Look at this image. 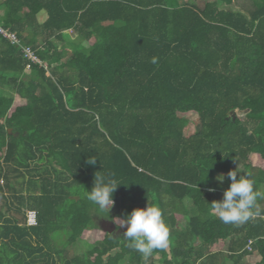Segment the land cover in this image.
<instances>
[{"label": "trees", "instance_id": "trees-1", "mask_svg": "<svg viewBox=\"0 0 264 264\" xmlns=\"http://www.w3.org/2000/svg\"><path fill=\"white\" fill-rule=\"evenodd\" d=\"M192 1L0 0L20 43L0 34V264H143L111 217L148 203L170 231L160 264H264V219L224 224L210 205L234 165L264 193V0ZM95 175L124 184L108 216L86 199Z\"/></svg>", "mask_w": 264, "mask_h": 264}, {"label": "clouds", "instance_id": "clouds-1", "mask_svg": "<svg viewBox=\"0 0 264 264\" xmlns=\"http://www.w3.org/2000/svg\"><path fill=\"white\" fill-rule=\"evenodd\" d=\"M95 164L96 159L88 161ZM237 169L230 170L227 177L231 183L223 192V199L211 202V210L224 224L241 226L262 215L264 211L258 206V200H264V193L255 188L254 181L244 173L237 178ZM225 176L220 174L216 180L221 184ZM120 183L114 175H95L94 186L86 191V199L95 206L96 213L104 216L114 206V193ZM214 192L215 188L208 189ZM117 228H125L123 237L129 247L139 252L147 261L155 250L167 249L170 244V231L163 218L162 210L148 203L146 208H135L122 218L111 217Z\"/></svg>", "mask_w": 264, "mask_h": 264}, {"label": "rangeland", "instance_id": "rangeland-1", "mask_svg": "<svg viewBox=\"0 0 264 264\" xmlns=\"http://www.w3.org/2000/svg\"><path fill=\"white\" fill-rule=\"evenodd\" d=\"M192 1V0H191ZM204 0H196V1H192L195 5H197V6H202V2H203ZM241 4H243V6H241ZM248 4L247 3H242V2H236V4H234L233 6H232V8L233 9H239V8H242V7H245V8H247L248 9ZM230 9H231V7H229ZM44 12V11H43ZM45 13V12H44ZM71 32V31H70ZM52 42H53V45L54 46H57V45H59V43H60V41H58V40H55V39H53L52 40ZM82 45V47L83 48H87V46H86V43H84V42H79L78 43V45ZM79 45V46H80ZM75 47H77V45H75ZM77 49H78V47H77ZM43 65H44V67H45V65H46V63H43ZM26 71L28 72V69H26ZM4 90H3V92L4 93H8V94H12V92L7 88V87H4L3 88ZM19 103V101L18 100H16L15 101V103H13L14 105H17ZM195 125V123L194 122H189L188 123V125H186V127H185V129H184V134L187 136V135H189V134H191L193 131H194V126ZM235 169H237L238 171H240V172H238V174H237V176H240V175H243V168H242V166H240V165H234L233 166V168H232V170H235ZM220 175V174H219ZM224 175V174H223ZM218 176V174H216V176H215V178ZM225 176V175H224ZM223 182H224V180H223ZM222 182V183H223ZM263 190V192H264V188L262 189ZM12 201H14V199H12ZM15 202V201H14ZM263 202H264V200H263ZM185 204L187 205V208L190 210V208H191V206H190V204H189V201L188 200H186V202H185ZM26 209H28V208H26V207H22V211H25ZM193 209V208H192ZM0 211H3L5 214H7V212H6V207H5V204H4V199L2 198V197H0ZM193 212V211H192ZM20 216H21V214L19 213L18 215H17V217H19L20 218ZM97 223H100L101 222V219H98L97 218ZM184 222H185V220H184V218L182 217V216H177V223H179L181 226L184 224ZM179 224H178V226H179ZM101 228V227H100ZM124 229L125 228H119L117 231L119 232V231H124ZM114 231H115V229H114ZM55 234H57L56 236H55V238H57V240L59 241V240H62V242H63V239H64V235H63V232H58V233H55ZM54 234V235H55ZM101 234V233H100ZM99 235V234H98ZM95 237H98V236H95ZM87 238V237H86ZM86 238H82V239H78L75 243H74V245L73 246H68V248H67V255H69V256H71L72 254H75V253H77V254H80L81 252H83L84 250H85V248H86V244L87 243H90L91 241H92V239L91 238H89V240H87ZM89 241V242H88ZM58 245H59V243H58ZM60 246V245H59ZM1 253V252H0ZM150 260L151 261H153V263L154 264H160L159 262H158V256L157 255H152L151 257H150V259L149 260H147L146 262H144L143 264H148L149 262H150ZM244 261H252L251 260V258L250 257H245L244 259H243ZM226 263H229L228 261H226ZM121 264H127V262L126 261H122V263Z\"/></svg>", "mask_w": 264, "mask_h": 264}, {"label": "built area", "instance_id": "built-area-1", "mask_svg": "<svg viewBox=\"0 0 264 264\" xmlns=\"http://www.w3.org/2000/svg\"><path fill=\"white\" fill-rule=\"evenodd\" d=\"M0 34L7 39L10 44L18 46L19 43V39L17 38L16 34L14 32H9L4 30L3 28L0 27ZM22 54L24 56V58L28 59L31 62H38L36 59V56L33 52V50H31L30 47L28 46H24L22 47ZM40 63V62H38ZM28 67V65H27ZM264 219V215L261 216ZM37 223V214L35 210L32 209H28L25 211V224L27 226H35Z\"/></svg>", "mask_w": 264, "mask_h": 264}, {"label": "water", "instance_id": "water-1", "mask_svg": "<svg viewBox=\"0 0 264 264\" xmlns=\"http://www.w3.org/2000/svg\"><path fill=\"white\" fill-rule=\"evenodd\" d=\"M232 119H234V114H232ZM8 132H10V129H8ZM100 227L104 232L108 233L113 232L115 229L114 223L106 220L101 221Z\"/></svg>", "mask_w": 264, "mask_h": 264}, {"label": "crops", "instance_id": "crops-1", "mask_svg": "<svg viewBox=\"0 0 264 264\" xmlns=\"http://www.w3.org/2000/svg\"><path fill=\"white\" fill-rule=\"evenodd\" d=\"M45 17H46V14H45L44 12H39V13L37 14V21H38V23L40 24V23L45 19ZM70 31H71V30H68V33H69ZM57 46H59V45H57ZM14 99H15V101L18 100L17 97H15ZM18 101H19V100H18Z\"/></svg>", "mask_w": 264, "mask_h": 264}, {"label": "flooded vegetation", "instance_id": "flooded-vegetation-1", "mask_svg": "<svg viewBox=\"0 0 264 264\" xmlns=\"http://www.w3.org/2000/svg\"><path fill=\"white\" fill-rule=\"evenodd\" d=\"M100 224H101V222H100Z\"/></svg>", "mask_w": 264, "mask_h": 264}]
</instances>
